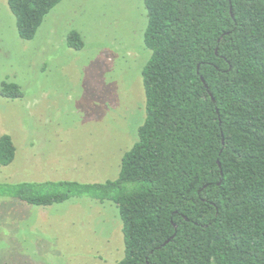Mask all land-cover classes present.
Here are the masks:
<instances>
[{"label":"trees","instance_id":"trees-1","mask_svg":"<svg viewBox=\"0 0 264 264\" xmlns=\"http://www.w3.org/2000/svg\"><path fill=\"white\" fill-rule=\"evenodd\" d=\"M63 0H8L19 37L35 39ZM146 119L119 177L0 185L50 207L89 197L122 221L118 264H264V0H144ZM67 46H86L72 31ZM3 82L0 97L22 99ZM0 137V166L16 159Z\"/></svg>","mask_w":264,"mask_h":264},{"label":"rangeland","instance_id":"rangeland-1","mask_svg":"<svg viewBox=\"0 0 264 264\" xmlns=\"http://www.w3.org/2000/svg\"><path fill=\"white\" fill-rule=\"evenodd\" d=\"M146 26L144 0H63L25 41L0 0V86L16 83L24 94L0 97V137L17 149L13 164L0 166V185L119 177L146 119ZM72 31L83 50L67 46ZM124 255L111 202L75 197L40 207L0 195V264H118Z\"/></svg>","mask_w":264,"mask_h":264}]
</instances>
